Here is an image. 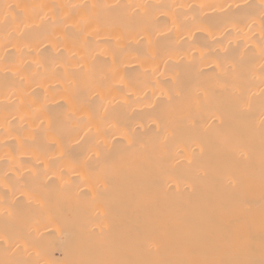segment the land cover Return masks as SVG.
Returning <instances> with one entry per match:
<instances>
[{
	"label": "bare ground",
	"instance_id": "bare-ground-1",
	"mask_svg": "<svg viewBox=\"0 0 264 264\" xmlns=\"http://www.w3.org/2000/svg\"><path fill=\"white\" fill-rule=\"evenodd\" d=\"M262 14L0 0V261L259 260Z\"/></svg>",
	"mask_w": 264,
	"mask_h": 264
},
{
	"label": "snow or ice",
	"instance_id": "snow-or-ice-1",
	"mask_svg": "<svg viewBox=\"0 0 264 264\" xmlns=\"http://www.w3.org/2000/svg\"><path fill=\"white\" fill-rule=\"evenodd\" d=\"M264 18V14H262ZM7 243V241H5ZM230 242H225L226 246H229ZM151 247V246H150ZM249 258L246 259H190V258H181L176 260H157V261H133L126 259H116V260H107V261H96L93 264H264V243L261 245V258L259 260L251 258V253L253 249L250 247L247 249ZM192 250L186 249L184 255L186 257L191 256ZM0 264H15L13 261H0Z\"/></svg>",
	"mask_w": 264,
	"mask_h": 264
}]
</instances>
